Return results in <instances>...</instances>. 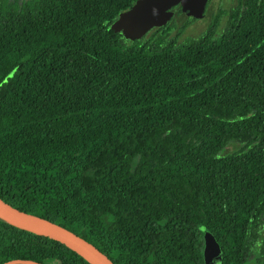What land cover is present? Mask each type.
I'll list each match as a JSON object with an SVG mask.
<instances>
[{"label":"trees","instance_id":"16d2710c","mask_svg":"<svg viewBox=\"0 0 264 264\" xmlns=\"http://www.w3.org/2000/svg\"><path fill=\"white\" fill-rule=\"evenodd\" d=\"M137 1L0 0V197L114 264H264V0L131 41ZM17 260L89 264L0 219Z\"/></svg>","mask_w":264,"mask_h":264},{"label":"water","instance_id":"95a60500","mask_svg":"<svg viewBox=\"0 0 264 264\" xmlns=\"http://www.w3.org/2000/svg\"><path fill=\"white\" fill-rule=\"evenodd\" d=\"M209 0H138L131 9L120 14L112 25L117 33L128 40H140L150 31L167 25L174 17L173 8L180 6L188 17L197 20L205 17ZM0 219L22 231L45 237L64 245L89 264H114L94 245L65 227L34 214L25 213L0 197ZM205 264H224L223 251L213 234L204 235ZM7 264H40L33 261H12Z\"/></svg>","mask_w":264,"mask_h":264},{"label":"rangeland","instance_id":"374dc122","mask_svg":"<svg viewBox=\"0 0 264 264\" xmlns=\"http://www.w3.org/2000/svg\"><path fill=\"white\" fill-rule=\"evenodd\" d=\"M234 4V0H213L211 6L209 7L205 17L203 19L200 20H196L195 22H193V24L185 31V33L182 35L181 37V41L184 40L185 38L188 37H192V38H197L199 37L201 34H203L210 21H211V16L214 12H216L219 7H223L225 9H229L232 5ZM187 17L184 16H180L179 18L176 19L177 24L179 26H181L185 21H186ZM177 32L174 33V35ZM12 70L9 69L8 72H10ZM240 146L236 145V146H231L230 150L232 149H238Z\"/></svg>","mask_w":264,"mask_h":264}]
</instances>
